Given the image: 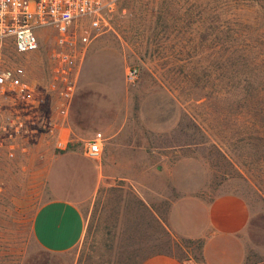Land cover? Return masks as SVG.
Here are the masks:
<instances>
[{
	"label": "rangeland",
	"instance_id": "374dc122",
	"mask_svg": "<svg viewBox=\"0 0 264 264\" xmlns=\"http://www.w3.org/2000/svg\"><path fill=\"white\" fill-rule=\"evenodd\" d=\"M88 24L79 19L76 29ZM53 40L52 33L40 38L29 54L0 43V69L24 67L45 96L27 111L30 127L16 158L0 153V264H140L154 254L197 264L200 243L167 229L171 203L223 192L249 203L253 262L264 264V0H118L83 51L62 130L79 142L60 151L41 130L63 120L48 88ZM119 126L158 147L155 172L141 166L142 201L127 181L101 184L88 201L81 245L42 249L30 228L35 209L51 197L54 159Z\"/></svg>",
	"mask_w": 264,
	"mask_h": 264
},
{
	"label": "crops",
	"instance_id": "0c3cea01",
	"mask_svg": "<svg viewBox=\"0 0 264 264\" xmlns=\"http://www.w3.org/2000/svg\"><path fill=\"white\" fill-rule=\"evenodd\" d=\"M103 135L99 160L86 157L79 149L54 159L47 176L51 197L35 209L30 228L42 249L61 253L81 245L88 229L89 202L101 184L127 181L142 201L141 166L155 172L157 144L143 146L140 131L127 126L106 130ZM251 215L247 200L235 192L219 193L210 199L188 195L171 203L167 229L177 238L200 243L197 264H254L255 246L248 233ZM140 264L183 263L167 254H154Z\"/></svg>",
	"mask_w": 264,
	"mask_h": 264
},
{
	"label": "built area",
	"instance_id": "2783aa9c",
	"mask_svg": "<svg viewBox=\"0 0 264 264\" xmlns=\"http://www.w3.org/2000/svg\"><path fill=\"white\" fill-rule=\"evenodd\" d=\"M118 0H0V43L9 41L18 54L36 51L40 38L52 33L54 45L50 51L48 88L55 93L57 118L41 130L48 133L54 148L64 150L75 141L70 132L62 134L67 114L76 90L78 72L85 50L96 31L106 25V18ZM89 19L88 26L76 29V21ZM137 70L126 72L128 79ZM45 97V96H44ZM36 94L33 82L24 67L0 69V153L16 158L20 140L30 127L31 104L45 101ZM21 112H18L19 110ZM28 111V112H27ZM82 152L90 159L99 160L103 151V137L81 139Z\"/></svg>",
	"mask_w": 264,
	"mask_h": 264
},
{
	"label": "trees",
	"instance_id": "16d2710c",
	"mask_svg": "<svg viewBox=\"0 0 264 264\" xmlns=\"http://www.w3.org/2000/svg\"><path fill=\"white\" fill-rule=\"evenodd\" d=\"M264 98V97H263Z\"/></svg>",
	"mask_w": 264,
	"mask_h": 264
}]
</instances>
